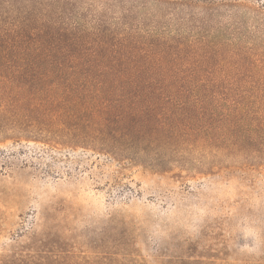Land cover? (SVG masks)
Wrapping results in <instances>:
<instances>
[{
	"label": "rangeland",
	"instance_id": "obj_1",
	"mask_svg": "<svg viewBox=\"0 0 264 264\" xmlns=\"http://www.w3.org/2000/svg\"><path fill=\"white\" fill-rule=\"evenodd\" d=\"M37 16L68 27L60 21H78L74 34H87L77 43L71 33L60 37L59 61L128 68L62 79L158 80L160 33L208 50L175 63L192 72L185 78L215 82L230 96L264 97V0H0V25L15 34ZM122 33L128 48L118 42ZM78 51L85 55L69 57ZM5 136L14 134L0 136V257L42 251L46 259L36 264L264 262V159L244 167L220 151L189 149L161 157L158 143L144 141L134 144L144 147L139 156L130 151L132 161H116Z\"/></svg>",
	"mask_w": 264,
	"mask_h": 264
},
{
	"label": "trees",
	"instance_id": "obj_2",
	"mask_svg": "<svg viewBox=\"0 0 264 264\" xmlns=\"http://www.w3.org/2000/svg\"><path fill=\"white\" fill-rule=\"evenodd\" d=\"M42 17H34L33 26L24 25L16 34L15 27L0 25V136L14 134L5 138L19 145L32 140L50 149L80 147L116 161H132L130 151L139 156L144 147L134 144L144 141L158 143L161 157L168 150L185 155L189 149L220 151L227 162H241L244 167L264 159V97L230 96L219 90L222 85L187 79L184 76L192 72L177 69L175 63L180 60L190 63L186 57L191 52L207 57L204 47L158 33V75L162 76L158 80L62 79L60 74H127L128 68L94 64L85 68L74 61H59L62 56L55 45L60 37L71 33L77 43L87 34H74L73 30H80L78 21H60L68 27L56 25L58 18ZM118 42L124 48L131 44L125 33ZM124 50L120 54L127 53ZM214 54L221 57L222 51ZM82 55L78 51L69 57L75 60ZM53 57L56 61L50 60ZM41 254H12L0 257V264H36L46 259Z\"/></svg>",
	"mask_w": 264,
	"mask_h": 264
}]
</instances>
